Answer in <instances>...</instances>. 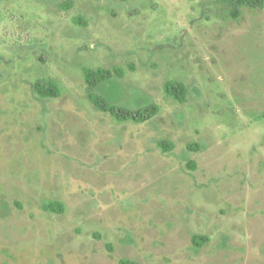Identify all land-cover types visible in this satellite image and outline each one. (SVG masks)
Listing matches in <instances>:
<instances>
[{"label": "rangeland", "instance_id": "rangeland-1", "mask_svg": "<svg viewBox=\"0 0 264 264\" xmlns=\"http://www.w3.org/2000/svg\"><path fill=\"white\" fill-rule=\"evenodd\" d=\"M84 67L124 69L112 98L158 114L97 111ZM51 80L61 95L37 98ZM171 80L186 103L167 96ZM53 202L65 212L45 211ZM122 259L264 264V10L232 20L207 0H0V264Z\"/></svg>", "mask_w": 264, "mask_h": 264}, {"label": "trees", "instance_id": "trees-1", "mask_svg": "<svg viewBox=\"0 0 264 264\" xmlns=\"http://www.w3.org/2000/svg\"><path fill=\"white\" fill-rule=\"evenodd\" d=\"M210 4L223 9L227 18L232 20H239L244 10L252 11L264 10V0H207ZM63 9H69L73 6L72 1H68L61 5ZM75 24L87 25V22L77 17L74 20ZM84 79L87 84L86 92L87 98L94 108L102 113L110 115L116 122L125 123L133 121L136 123H145L153 119L158 114V107L151 102L141 103L133 107L121 106L116 103L115 98H112L111 88L115 78H123L126 76V71L119 67L106 69L99 67L93 69L90 67L83 68ZM34 92L39 99L58 98L61 95L60 86L51 80L48 83L37 81L34 84ZM167 96L177 102L186 103L188 96L187 86L178 80H171L165 86ZM114 97V96H113ZM158 147L164 152L168 153L174 149V144L167 140L158 142ZM191 149L193 145L189 146ZM192 168H195L193 166ZM45 211H51L58 214L65 212V206L61 202H53L44 205ZM207 236L194 235L192 237L193 244L196 247H202L209 241ZM109 249L113 248L109 246ZM119 264H140L136 261L122 259Z\"/></svg>", "mask_w": 264, "mask_h": 264}]
</instances>
